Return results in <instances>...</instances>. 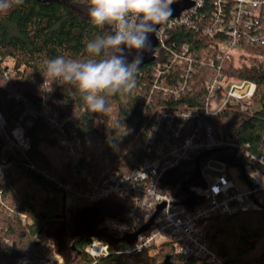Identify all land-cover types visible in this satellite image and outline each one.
I'll list each match as a JSON object with an SVG mask.
<instances>
[{
    "label": "trees",
    "instance_id": "16d2710c",
    "mask_svg": "<svg viewBox=\"0 0 264 264\" xmlns=\"http://www.w3.org/2000/svg\"><path fill=\"white\" fill-rule=\"evenodd\" d=\"M88 3L89 0H24L22 5L12 8L7 14H0V112L7 120L8 129L15 128L27 110L33 113L30 117L33 125L27 128L31 149L25 156L15 150H5L0 133V166H10L9 172L0 178V191L6 204V207L0 206V264H18L21 260L42 264L56 253L64 258L65 264H214L208 260L183 257L170 244L152 246L137 256L118 254L117 251L125 244L113 245L107 239L102 240L110 245L109 256L91 258L85 252L90 240L85 236H74L76 208L66 209L63 192L27 166L31 163L39 171H58L40 150L42 143L57 147L51 138L53 131L43 116L45 106L50 107L68 133L76 130L79 141L92 142L91 156L108 159L112 169L128 172L147 159L143 147L148 120L140 113L138 103L140 91L153 77L152 66L137 72L136 86L129 93L109 97L105 113L91 112L71 85L44 82L41 75L45 59L59 55L82 59L86 42L106 31L90 24ZM212 10V0H204L200 14L208 16L203 22ZM201 22L199 20V26ZM170 39L177 46L189 44L200 53L210 41L200 30L181 26L170 33ZM246 50L252 55L250 66L238 67L233 59H227L223 70L231 80L254 83L256 92L247 103V110L228 105L213 119V123L232 143L248 146L251 154L260 157L264 155V46ZM8 64L11 65V74L5 77ZM10 87L21 98L20 102L10 97L7 92ZM204 97L203 87L199 85L178 104L187 102L194 106L198 99L202 101ZM160 100L158 97L157 101ZM21 124L26 125V122ZM226 152L234 154L230 150ZM239 161L243 166L246 164ZM197 162L202 169V157L185 162L178 169L185 175L180 183L171 185L177 196L186 198L182 184L195 174ZM13 188L17 195H13ZM107 202L115 204L116 200ZM21 212L33 221L30 226L22 224L17 215ZM119 218L120 215L114 212L109 217ZM57 225H65L70 244L67 248L61 247L57 239L61 229ZM98 226L102 227V223ZM34 238L39 241H34ZM263 240L264 210L232 217L214 216L206 227L208 245L228 264H264V251L255 253Z\"/></svg>",
    "mask_w": 264,
    "mask_h": 264
},
{
    "label": "built area",
    "instance_id": "2783aa9c",
    "mask_svg": "<svg viewBox=\"0 0 264 264\" xmlns=\"http://www.w3.org/2000/svg\"><path fill=\"white\" fill-rule=\"evenodd\" d=\"M190 1L194 3L190 10L160 27L155 61L148 65L153 68V77L140 91L139 111L148 120L143 147L147 159L128 172L112 169L108 159L91 156L85 144L78 140L76 130L68 133L50 107L45 106L43 116L53 131L51 138L64 151L65 162L57 172L39 171L31 163L27 166L63 192L66 209L116 200L114 213L120 218L103 221L102 227L97 228L110 236L114 234L116 239L137 233L153 220L133 244L120 243L125 246L118 254L137 256L152 246L170 244L183 257L228 264L208 245L206 227L214 216L232 217L264 210V155L257 157L250 153L248 146L232 143L222 130L215 128L213 119L228 105L247 110V103L256 92L254 83L231 80L223 67L225 60L238 58L247 48L264 46V0H212L213 10L205 22L208 14H200L204 0ZM199 20H202L201 26ZM178 26L200 30L209 38L204 52L193 50L186 43L177 46L171 42L170 33ZM10 74L8 64L4 76ZM199 85L205 92L202 101L198 99L194 106L187 102L178 104ZM7 92L17 102L21 101L12 87ZM158 97L161 102L157 101ZM32 115L27 110L20 123L8 129L7 120L0 112L5 150H15L24 156L30 151L27 128L33 125ZM227 150L234 153L230 161L225 159ZM213 152L216 154L212 155ZM221 155L224 160L221 175L209 180L201 200L195 195L196 203L192 207L183 204L189 194L186 198L177 196L171 186L163 183L168 171L178 170L185 162L202 157V172L210 161L219 162ZM237 160L246 164L243 166L239 161L240 166L235 170ZM9 168L0 166V178ZM12 193L17 195L15 188ZM2 195L0 191V206L6 207ZM17 215L23 225H31L32 220L26 213ZM89 240L85 252L91 258L109 256L110 245L106 241L95 237ZM29 262L21 260L18 264ZM42 264H64V259L57 254Z\"/></svg>",
    "mask_w": 264,
    "mask_h": 264
},
{
    "label": "clouds",
    "instance_id": "9594fccd",
    "mask_svg": "<svg viewBox=\"0 0 264 264\" xmlns=\"http://www.w3.org/2000/svg\"><path fill=\"white\" fill-rule=\"evenodd\" d=\"M24 0H0V14ZM176 0H89L87 17L106 30L86 42L82 59L59 55L41 65L45 81L71 85L93 113L108 111V98L125 95L136 86L151 37L173 16ZM131 57V59H129Z\"/></svg>",
    "mask_w": 264,
    "mask_h": 264
},
{
    "label": "rangeland",
    "instance_id": "374dc122",
    "mask_svg": "<svg viewBox=\"0 0 264 264\" xmlns=\"http://www.w3.org/2000/svg\"><path fill=\"white\" fill-rule=\"evenodd\" d=\"M233 60L238 67H242L245 65L250 66V63L252 60V55L250 53H248V50H244L243 52H241V56H239L238 58H235ZM256 109L257 108H254L253 110H256ZM84 144H85L86 151H88L90 153L93 152V150H92L93 149L92 148L93 143L92 142L86 141ZM40 150L49 159L51 164L54 165L56 168H58V170H59L60 166L65 162L64 151L59 147H53V146L48 145L47 143H42L40 145ZM224 154L227 155V153H224ZM224 154H222V155H224ZM222 155L220 156V158H218L219 162L212 160L209 163H207L205 166V169L202 170V172H201V177L199 179H197L195 182L189 184L191 192L194 195H196L199 200H201L202 194L208 190L209 180L211 178L218 177L221 175V170L224 169L223 164H222V163H224V162H222L224 160H222V158H221ZM225 159L230 161L232 159V154H228ZM227 160H225V161H227ZM239 166H240V162H239V160H237L234 164L233 169L237 170V168H239ZM184 175H185L184 171H179V170L168 171L163 178V183H165L169 186H171V185L175 186L176 184H178L182 181V178L184 177ZM91 207L98 208V210L100 212L98 224L102 223L103 221L109 220L110 215H112L116 209L115 204H113L111 202L97 203ZM85 209L86 208L77 207L75 209L76 217L79 214H81ZM73 217H71L70 221L73 219ZM32 223H33V221H31V224ZM73 223H74V221H73ZM59 227L61 228L62 226L57 225V228H59ZM97 228L99 229V226ZM73 229H74V227H73ZM60 237H61V233L58 232V238L57 239L60 240ZM34 241H39V239L34 238ZM66 242H67V239H66ZM69 245L70 244L68 243V247H69ZM263 251H264V240L259 244L255 253L260 254ZM57 254L58 253L54 254L50 259L55 258ZM28 264H39V263L38 262H29ZM64 264H65V262H64Z\"/></svg>",
    "mask_w": 264,
    "mask_h": 264
},
{
    "label": "water",
    "instance_id": "95a60500",
    "mask_svg": "<svg viewBox=\"0 0 264 264\" xmlns=\"http://www.w3.org/2000/svg\"><path fill=\"white\" fill-rule=\"evenodd\" d=\"M193 6H194V3L190 0H176V2L172 6L174 8L173 16L169 20L179 19L183 12L190 10ZM150 39L152 43V51L144 55L143 63L140 65L138 72L142 70L144 67L152 64L155 61V50L158 45L157 37L153 35ZM129 59H131V57H129ZM0 153H1V149H0ZM200 177H201V167H200L199 162H197L196 168H195V174L192 177H190L188 181L182 184V191L185 194H189V197L183 203L187 207H192L196 203V196L192 192H189L188 184L193 183L195 180L199 179ZM162 208L163 206L159 209V211ZM99 217H100V212L98 208L96 207L86 208L74 220V223H73L74 236L78 238L81 236H85L88 239L92 237L99 238V239H107L110 242H112L113 245H118L120 243L133 244L137 236L141 234L142 232H145L150 227V225L153 223V220H152L147 226L139 230L137 233L125 236L120 239H116L113 236H110L107 233L102 232L97 229ZM60 232H61L60 245L61 247H64L66 244L67 236H68L65 225H62Z\"/></svg>",
    "mask_w": 264,
    "mask_h": 264
},
{
    "label": "flooded vegetation",
    "instance_id": "af4514ba",
    "mask_svg": "<svg viewBox=\"0 0 264 264\" xmlns=\"http://www.w3.org/2000/svg\"><path fill=\"white\" fill-rule=\"evenodd\" d=\"M188 190H189V192H191V190H190V186H189V184H188ZM60 239H61V237H60ZM59 241V243H60V240H58ZM69 241V238H68V236H67V242ZM66 242V244H65V246L63 247V248H67L68 247V243ZM72 249H74V247H72Z\"/></svg>",
    "mask_w": 264,
    "mask_h": 264
}]
</instances>
